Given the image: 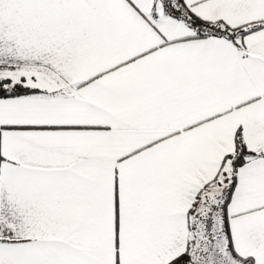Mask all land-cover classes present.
<instances>
[{
  "label": "snow or ice",
  "instance_id": "obj_1",
  "mask_svg": "<svg viewBox=\"0 0 264 264\" xmlns=\"http://www.w3.org/2000/svg\"><path fill=\"white\" fill-rule=\"evenodd\" d=\"M0 264H264V0H0Z\"/></svg>",
  "mask_w": 264,
  "mask_h": 264
}]
</instances>
